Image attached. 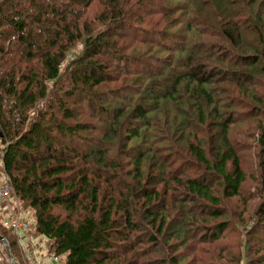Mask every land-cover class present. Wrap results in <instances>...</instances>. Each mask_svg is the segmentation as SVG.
I'll return each mask as SVG.
<instances>
[{"label": "trees", "instance_id": "1", "mask_svg": "<svg viewBox=\"0 0 264 264\" xmlns=\"http://www.w3.org/2000/svg\"><path fill=\"white\" fill-rule=\"evenodd\" d=\"M93 1L0 0L2 167L10 178L21 206L34 210L35 232L48 238V252L58 256L60 264H140L141 251L136 250L132 233L145 230L148 237L152 233L151 229L160 233L166 224V216L157 209L162 202L163 193L155 187L165 176L157 177L159 174L153 175L151 171L144 182L141 179V164L144 160L151 159L150 167L162 171L163 175L167 165L165 160H157V152L151 150L154 142L162 140L149 133L152 118H157L161 111L165 112L170 104H174L183 121L176 126L175 117L171 122L168 117L164 120L171 133L174 131L180 138H184V131L189 129L185 119L188 117L186 97L189 95L190 101H200L201 105L196 103L192 112H195L199 123L210 122L206 126L207 130H214L217 138L211 145V156L204 148L202 139L197 145L187 142L188 151L196 155V160L204 168L196 177L180 179L174 176L173 180L187 185L190 193L203 197L207 208L221 206L218 197L212 195L216 180H220L222 194L229 197L236 196L245 182L239 157L229 142V125L233 119L224 121L219 112L208 115L207 106L231 104L229 96V102L214 97L221 90L225 92L222 88L214 87L219 80L236 82L242 79L249 82V70L254 67L256 71V62L260 61L259 54L264 56V0L261 6L256 5L257 1L253 0L254 8H250L252 13L248 11L247 14L248 17L254 14L253 18L259 28L257 32L261 37V48L245 50L251 51V54L243 53L244 46L241 49L235 46H238L237 41L242 37V23L235 18L236 10H230L229 5H224L227 0H208L212 5V10L210 6L209 10L215 18V25L207 21L208 14L207 19L204 18L206 16H200L202 10L199 0H98L90 13L88 10ZM160 2L170 7L165 9L160 5L162 15L159 18L163 24L158 21V29L161 31H150L159 37L156 44L153 42L143 53L142 50L139 53L130 51L134 45L127 41L128 30L146 33L149 31L147 26L157 25L152 18L158 12L150 10L154 3ZM192 5L206 28L200 31L197 26L199 22L196 21L186 23L188 31L197 32L198 35L206 33L208 36H222L233 42L231 47L247 60L242 74L234 69L221 70L217 67L206 71L200 66L204 64L202 62L195 67L193 59L197 56L210 58L212 55L207 54H212L219 48L224 53L228 52L224 49L226 47H216L217 44L213 41H206L205 45L191 44L190 47L197 51L188 54L185 64L182 65L179 59L174 65L175 55L169 47H175L176 52L183 53L188 51L189 44L184 35L182 40L187 39L186 42L175 46L174 38L180 35L171 29L182 22L175 19L174 13L187 12ZM216 5L222 6V18L215 12ZM225 16H231L232 20L225 23ZM77 41L82 45L75 56L69 59V54L75 51L74 44ZM144 42L145 39L142 43ZM165 45L167 48H164ZM154 48L158 51L151 53ZM126 51L130 52L129 55ZM163 52H168V55L160 56L159 53ZM179 56L182 58L181 54ZM229 59L231 66L238 65L237 61H233L235 58ZM64 62L67 63L66 70L61 72ZM220 62L223 63L224 60L220 59ZM181 66L184 68L181 69ZM110 67H118L120 70L128 68L134 74L145 67L146 71L151 70L152 73L149 76L140 73L138 77L129 79L131 77H128V72H122L125 74L124 85L119 87L122 91H117L119 88H116L108 92L103 89V85L107 83V88L109 82H116L115 78L109 77L108 69H113ZM129 67L132 68L129 70ZM219 75L222 77L218 78ZM46 80L54 82V88L50 92L45 84ZM161 81L167 86L163 87ZM157 85L159 88H156ZM133 91L141 94L137 101L121 108L112 107L110 102L117 98L124 99L126 92ZM43 101L45 102L42 103ZM104 102H108L109 106L100 105ZM38 104L44 105L40 107ZM83 104H86L90 112L95 113L99 109L98 115L103 113L106 117L97 118L94 114L89 115L85 111L78 113L74 109ZM164 115L167 116L168 113ZM81 116H88L96 122L85 121ZM260 139L264 148V129ZM134 140L136 149L139 150L133 171L137 183L130 185L124 180L121 184L120 181L115 183V178H118L120 170L123 171L125 166L122 148H126ZM108 142H117L115 147H118L119 157L109 155ZM145 144L148 146L147 152L139 149ZM207 144L210 143L206 142ZM147 154H151V157L149 155L146 159ZM126 174L131 173L126 171ZM124 186H127L126 190L123 189ZM261 199L263 201L259 210L262 209L260 215L263 218L258 222L260 228L264 229V194ZM163 205L164 202L161 206ZM58 208L67 212L64 217L58 212ZM207 214L212 219L222 215L220 210L215 209ZM143 220L148 222L147 226L143 224ZM185 220L176 223L172 219L168 231L176 237L188 234L185 232ZM218 227L210 230L204 225L202 230L208 232L204 238L210 236L212 231L216 238L224 225ZM0 228L4 230L0 235L7 238L20 264V259L17 258H21L23 251L20 240L1 222ZM149 238L155 239L153 235ZM122 240H126V243ZM185 243L186 240L180 244ZM0 246L2 264L5 260L2 252L6 250V246L1 240ZM244 246L247 251H252L250 239ZM181 259H186V256L183 255ZM172 261L173 264H178L180 259L172 257ZM148 264L166 262L152 261ZM256 264H264V256Z\"/></svg>", "mask_w": 264, "mask_h": 264}, {"label": "rangeland", "instance_id": "2", "mask_svg": "<svg viewBox=\"0 0 264 264\" xmlns=\"http://www.w3.org/2000/svg\"><path fill=\"white\" fill-rule=\"evenodd\" d=\"M97 1L98 0H94L91 4L90 10H88L90 11V13L96 7ZM155 1L158 2V0ZM256 1V5H262V0ZM199 2L200 9L202 10L200 16H206L204 18L207 19L208 14L209 19H207V21H210L211 23H213V25H215V18L213 17V14L211 15L209 10V6L212 10V5L210 4V2L208 0H199ZM160 5H162L165 9H167V7H170L163 2H160V4L154 3L152 5L153 7L150 11L154 13L158 12V15L154 14L152 18V21H154L153 23H156L157 25H151L149 27L147 26L149 31L146 33L137 30L135 32L128 30L129 37L127 38V41L134 45L130 51L135 50L137 53H139V50H142L143 53V51H146L153 42L156 44L155 41H157L159 37L157 35L155 36V34L151 33L150 31L154 33H160L161 31L160 29H158V25L161 22V19L159 17H161L162 15V10L159 9ZM217 5L215 6L217 8L215 12L219 15L218 17L222 18L220 11V7L222 8V4L220 6ZM224 5H229L231 7L230 10H236L237 14L235 18H238V21L242 23V37L240 41H237L238 46H235L239 49L244 46L243 53L246 52L245 54H251V51H245L248 48H261V37H259L257 32L259 28L253 18L255 16L254 14L251 17L247 16L248 11L251 12L250 8H254V1L227 0V2L225 1ZM200 16L196 13L193 5L187 9V12L174 13L175 19L178 18L177 21L182 22L181 25L179 24L180 26L177 25L173 29H171V31H176V33L180 35H177L178 38H174L176 39L175 46L181 44L182 42L185 43L187 39V43H189L187 45L188 51H185L183 53L176 52L175 47H169V49L173 50V53L175 55L174 65H176V61H178L179 59L182 65L183 63L185 64L187 62L188 54H194L197 51L190 47L191 44L197 43V45H205L206 41H213L217 44L216 47H226L224 49H227L228 52L224 53V51L219 50V48L214 53L207 54L212 55L210 58L208 56L207 58L206 56H197L193 59L195 67L204 63L200 66H202L206 71H210L212 68L217 67L221 70L234 69L238 71V73L242 74L246 69L244 68V63L247 62V60H245L244 55L231 47L233 42L231 43L226 39V37L222 36H208V34L206 33L198 35L197 32L188 31L186 23L192 24L196 21L199 22L197 26L199 27L200 31H203L206 28L205 24L200 20ZM223 20L226 23L227 21H231L232 19L231 16H225ZM160 24L163 23L161 22ZM184 35H186L187 39L182 40V38H184ZM144 39L146 42L142 43ZM131 40H136V42L132 43ZM81 45L82 44H80V41H77L74 44L75 51L79 50ZM164 48H167V46L165 45ZM157 51L158 49L154 48V50H151V53H156ZM126 53H128L129 55L130 52L126 51ZM167 53L168 52H163L161 54L159 53V55L165 57L168 55ZM70 54L68 56L69 59L75 56V54L74 56H71ZM180 54L182 55V58H180ZM216 54L218 55L216 56ZM144 55L148 54L144 53ZM259 55L260 61L258 63L256 62V71H254V67L251 69L249 68V82L243 81L242 79L236 82L228 80L224 81L223 79H221L214 84V87L222 88L225 92H227L228 90L230 91L229 93H223L220 89L221 91L214 95V97H220L223 99V101L229 102V96L230 99H232L231 104L227 105L226 103H222L219 107L216 104L207 106L208 115L209 113L214 115L216 112H219L222 116V120L225 121L228 119H233V121L229 125V142L236 151L240 160L241 169L245 174V182L242 184L241 190L236 196L233 197L225 196L224 194H222L223 189L222 185L220 184V180H216L214 182L212 195L218 197L217 199L220 201L219 205L221 206L211 209H215V211L220 210L222 215L219 218H209L207 213H209L211 209L207 208V204H205L206 200L203 199V197L199 196V194L190 193L187 185L183 184L182 182L173 180L174 176H177L180 179L196 177V175L199 174V171L201 172V169L203 170L204 168V166L199 164V161L196 160V155L192 151H188V146L186 145L187 142L197 145L201 143L200 140L202 139L204 141V144H202L210 155L211 145L217 138L214 135V130H207L206 128V126L209 125L210 122H204L202 124L199 123L195 112H192V110H195L196 108V103H198V105H201L200 101H190L191 99L188 98L189 95L186 97L187 102L185 108L188 109V117L185 119L187 120L189 129L184 131L186 133L184 134V138H180V136L178 134H175L174 131L171 133L168 130V126L166 125V120H164L166 117H168L171 122L172 118L175 117L176 126H178V124L183 121L182 115H179V113L176 111V107L174 104H170L169 108H167L165 112L161 111L157 118H152V124L149 133L154 134L157 139L159 138V140H162H160V142L158 143L154 142V146L151 148V150L157 152L155 154L157 160H165L167 165L163 175L162 171H158L157 168L153 169V167H150V163H152L151 159L149 161L144 160L141 164V171L144 178L141 177V179L142 182H144L145 178L151 171L153 175L159 174L157 177L165 176V179L162 182L157 183L155 187L161 193H163V198H161L162 202L158 204L157 209H159L160 213L166 216V224L160 233L152 230L151 226L149 225V229H151L152 231L149 236L153 235L155 239L149 238V236L147 237V232L145 230L132 233L134 235L132 236V238L135 241L136 250L138 249V251H141V254L139 255L141 259L140 264H148L152 261H163L166 262V264H173L172 257H177L178 259H180V262L178 264H256V262L260 260V257L262 258L264 256V229L260 228L258 222L259 219L263 218V216L260 215L262 213V209L259 210V208L261 207L263 201V199L261 198L264 194V148L262 147V142L260 139V134L264 129V56L262 54ZM229 57L231 59L235 58L233 59V61H237L238 65L231 66V60L229 59ZM220 59L224 60V62L219 63ZM66 65L67 63L64 62L61 72H65ZM110 68L113 69H108L109 77L115 78L116 82H109L107 88V83L103 85V89L107 90L108 92H111L114 89L119 88L120 86L122 87L124 85L125 74H122V72H126V74L128 72V77H131L129 79L138 77V75L141 74H143V76H149L152 73L151 70L149 72L146 71L147 69L145 67H142V71L136 74H134V72L128 71V68H121V70L118 69V67ZM131 68L132 67H129V70ZM182 68L184 67L181 66V69ZM221 77L222 75L218 76V78ZM224 77L226 78V76ZM45 84L48 86L49 92L54 88V82L51 80H46ZM161 85H163V87L167 86L163 84L162 81ZM156 88H159V85H157ZM117 91L122 90L121 88H119V90L117 89ZM140 95L141 94H138L136 91L126 92V98H117L110 103H112L111 105L114 108H121L126 105H130L132 101H137V99L140 98ZM44 102L45 101H43L42 103ZM108 102L101 103L100 105H103L104 107L109 106ZM43 105L44 104H38L37 106L42 107ZM215 107H217L218 110H216ZM71 108H73V105H71ZM74 109L78 113L85 111V113L89 115L90 113L94 114L95 116H97V118L106 117V115H104L103 113L98 115L100 113L99 109L95 110V113L97 115L90 112L86 104H83L82 106L80 105L78 106V108L74 107ZM164 113H168V115L166 116L164 115ZM32 114L33 113H31V115ZM81 119H86L85 121L92 123L96 122V120H92L88 116H81ZM209 121H211V119H209ZM106 123H108L107 120ZM206 142L210 144L206 145ZM116 144L117 142H108L107 145L110 149L109 155H111V157L113 158L118 156V147H115ZM135 144L136 142L134 140L130 142V144L126 148H122L121 155H123L122 160L123 163H125V166L123 171L120 170L118 178H115V183L120 181L121 184L122 180L126 181L130 185L137 183L134 178L133 171L135 169L134 161L138 156L139 150H137L138 148L136 149L137 146ZM147 147V144H145V146H141L139 147V149L142 151H146L148 149ZM1 149L2 145L0 144V150ZM1 154L2 153L0 152V180H3L5 172L3 171L2 167ZM149 155L151 157V154H147L146 159ZM126 171H129L131 174H126ZM123 189L126 190L127 186H124ZM165 201L167 202V205H165ZM163 202L164 205L161 206ZM58 212L61 213L63 217L67 213L61 208H58ZM22 218L26 220V225L24 226V229L22 231V233L24 232V237L21 244L24 247L29 246L30 249L36 253L45 254L44 258L49 264H60V262L58 261H51L50 256L47 254V247L49 245L48 238L35 232L34 210L31 207L23 209ZM172 219L173 221H176V223L180 221L184 222V219H186V223L184 225L186 226L185 232H188V234L183 233L180 237L177 236L178 239H181L180 242L175 234H171V231H168V226L171 225ZM202 219L204 221H202ZM158 223H160V220H158ZM143 224L147 226L148 222L146 220H143ZM206 224H209L211 226H208ZM204 225L206 226V228H210V230L219 228L218 225H224V228L218 231L219 235H216V238L213 235V231L210 236L204 238V235H207L208 233L202 230L204 228ZM25 232H27L28 234ZM0 233H4V230L1 228ZM248 239H250L252 251H247L244 246ZM184 240H186V243L180 244ZM122 242L126 243V240H122ZM0 249L2 250L1 246ZM27 253L29 252L23 250L21 251V258L17 257L18 260L20 259V264H26V261H28L26 259ZM2 254H5V260L2 264H13L9 257L7 247L6 250L2 252ZM183 255L186 256V259L184 260L181 259ZM14 264H19L15 258V255Z\"/></svg>", "mask_w": 264, "mask_h": 264}, {"label": "built area", "instance_id": "3", "mask_svg": "<svg viewBox=\"0 0 264 264\" xmlns=\"http://www.w3.org/2000/svg\"><path fill=\"white\" fill-rule=\"evenodd\" d=\"M75 53L76 51H73L70 55L74 56ZM23 209L25 208L21 206L10 178L4 174V179L0 180V222L5 228L16 234L20 242H23L24 232L22 233V231L26 225V220L22 218ZM21 246L23 250L29 252L26 255V259L28 260L26 264H49L44 258L45 254L36 253L29 246L24 247L22 244ZM47 254L50 256L51 261H61L55 254H49L48 247Z\"/></svg>", "mask_w": 264, "mask_h": 264}, {"label": "water", "instance_id": "4", "mask_svg": "<svg viewBox=\"0 0 264 264\" xmlns=\"http://www.w3.org/2000/svg\"><path fill=\"white\" fill-rule=\"evenodd\" d=\"M0 137H2V133H1V131H0ZM0 240H1L2 243L8 248L9 257H10L11 261H12L13 264H14V255H13V251H12V249H11L10 246H9V242H8L7 238H6L5 236H3V235H0Z\"/></svg>", "mask_w": 264, "mask_h": 264}]
</instances>
